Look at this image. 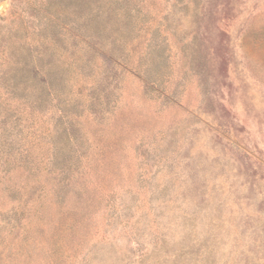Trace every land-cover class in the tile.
<instances>
[{
	"label": "rangeland",
	"instance_id": "rangeland-1",
	"mask_svg": "<svg viewBox=\"0 0 264 264\" xmlns=\"http://www.w3.org/2000/svg\"><path fill=\"white\" fill-rule=\"evenodd\" d=\"M0 264H264V0H0Z\"/></svg>",
	"mask_w": 264,
	"mask_h": 264
}]
</instances>
